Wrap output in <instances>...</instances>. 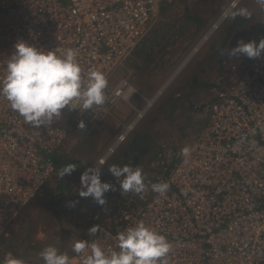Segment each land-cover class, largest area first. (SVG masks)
<instances>
[{
  "label": "built area",
  "instance_id": "1",
  "mask_svg": "<svg viewBox=\"0 0 264 264\" xmlns=\"http://www.w3.org/2000/svg\"><path fill=\"white\" fill-rule=\"evenodd\" d=\"M174 1L0 0V79L21 40L45 50L74 49L85 73L97 69L108 79L148 35L162 5ZM105 93L103 106L72 110L75 121L89 128L118 101L131 103L137 91L125 76ZM155 99L135 107L134 119L101 160L125 140ZM208 109L205 128L179 153L158 152V170L144 181L145 191L125 193L118 214L106 225L96 224L88 242L119 250L117 233L144 221L170 241L167 264H264V53L218 90ZM65 139V129L54 120L50 126H32L0 97V264L9 254L22 259L4 249L1 239L57 173L56 154ZM185 147L187 157L181 154ZM162 182L170 185L163 196L152 190ZM72 259L81 264L77 254Z\"/></svg>",
  "mask_w": 264,
  "mask_h": 264
},
{
  "label": "rangeland",
  "instance_id": "2",
  "mask_svg": "<svg viewBox=\"0 0 264 264\" xmlns=\"http://www.w3.org/2000/svg\"><path fill=\"white\" fill-rule=\"evenodd\" d=\"M232 2L175 0L163 5L148 35L125 65L108 78V86L125 76L129 78L137 91L131 103L116 102L110 114L83 130L78 128L74 113L68 108L53 118L66 131L65 143L56 160L74 164L76 169L60 178L58 168L10 225L1 239L4 249L29 264H44L40 252L49 245L72 258L73 244L88 241L92 237L90 228L106 225L105 221L116 216L124 205L126 194H122L119 182L111 174L104 180L107 168L114 164L140 166L146 181L158 170L154 168L158 152L169 157L195 139L208 124V104L218 90L235 81L252 61L246 55L231 56V50L238 41L258 44L264 39V4L260 0H240L232 7ZM240 9H246L247 15L220 20L227 10ZM155 96L144 117L101 164L103 156L134 119L135 107H144L146 100ZM119 103L126 112H117ZM143 133L151 137L150 144L142 158L133 162L136 152L131 156L124 153ZM173 164L167 163L170 167ZM94 166L101 169L102 182L115 188L104 194V205L92 197L79 195L86 190L81 186L82 173ZM163 166L159 168L161 172Z\"/></svg>",
  "mask_w": 264,
  "mask_h": 264
},
{
  "label": "clouds",
  "instance_id": "3",
  "mask_svg": "<svg viewBox=\"0 0 264 264\" xmlns=\"http://www.w3.org/2000/svg\"><path fill=\"white\" fill-rule=\"evenodd\" d=\"M264 4V0H260ZM227 17L247 15L246 9L238 12L227 11ZM264 53V39L245 43L238 41L231 50V56L246 55L250 59L261 57ZM74 49L61 51L58 48L45 50L37 48L23 40L15 44V51L9 57L0 79V97L9 102L12 111L22 116L26 123L40 127L50 126L53 118L61 116V110H80L81 113L103 106L107 101L105 89L108 79L105 73L97 69L84 72ZM78 128L83 130L86 124L79 121ZM124 139L123 136L120 137ZM185 147L181 154L189 155ZM104 163L103 160L100 162ZM74 164L64 166L58 173L60 178L71 174ZM110 174L119 182L123 193L141 194L145 191V175L140 166L111 165ZM99 167L87 168L81 175L82 189L79 195L92 197L99 205L106 203L105 193L115 188L108 182H102ZM123 177L121 180L120 178ZM170 185L167 182L152 185V190L165 195ZM95 226L90 232H97ZM118 249L109 250L99 242L78 240L73 244V252L80 258L81 264H167L172 245L167 237L155 228L139 221L117 233ZM44 264H73L67 253H61L55 246L49 245L40 252ZM4 264H25V261L12 257L5 258Z\"/></svg>",
  "mask_w": 264,
  "mask_h": 264
},
{
  "label": "trees",
  "instance_id": "4",
  "mask_svg": "<svg viewBox=\"0 0 264 264\" xmlns=\"http://www.w3.org/2000/svg\"><path fill=\"white\" fill-rule=\"evenodd\" d=\"M243 20V19H242ZM239 19L238 21H242ZM151 137L148 133L140 134L136 137V139L131 143V146L128 148L127 151H125V156H131L135 152L136 154L132 156L133 162H138L142 156L147 152V146L150 144ZM56 164L58 165V168L61 170L64 165H66L65 162H62L61 160H56ZM109 168L106 169V174L104 175V180H108V177H110V172L108 171Z\"/></svg>",
  "mask_w": 264,
  "mask_h": 264
},
{
  "label": "crops",
  "instance_id": "5",
  "mask_svg": "<svg viewBox=\"0 0 264 264\" xmlns=\"http://www.w3.org/2000/svg\"><path fill=\"white\" fill-rule=\"evenodd\" d=\"M163 6V5H162ZM117 109H118V111L117 112H126V110L125 109H122L121 107H120V103L117 105V107H116Z\"/></svg>",
  "mask_w": 264,
  "mask_h": 264
},
{
  "label": "bare ground",
  "instance_id": "6",
  "mask_svg": "<svg viewBox=\"0 0 264 264\" xmlns=\"http://www.w3.org/2000/svg\"><path fill=\"white\" fill-rule=\"evenodd\" d=\"M205 38H207V37H205Z\"/></svg>",
  "mask_w": 264,
  "mask_h": 264
}]
</instances>
